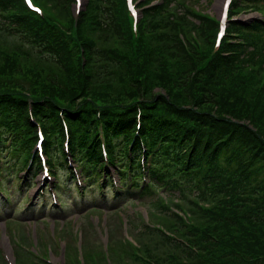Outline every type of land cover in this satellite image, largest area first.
I'll return each instance as SVG.
<instances>
[{
  "label": "trees",
  "instance_id": "trees-1",
  "mask_svg": "<svg viewBox=\"0 0 264 264\" xmlns=\"http://www.w3.org/2000/svg\"><path fill=\"white\" fill-rule=\"evenodd\" d=\"M74 1L69 0L71 5ZM171 2L163 0L145 9L140 19L145 21L142 27L132 16L127 0H91L83 9L80 32L90 36L85 31L90 28L98 36L81 41L79 53L87 63L91 59L108 72L99 82L92 71L84 73L83 86L91 96L71 104L61 115V109L53 104L54 96L36 98L34 107L45 127V145L54 163L64 167L66 122L70 149L90 180L98 182L103 175V141L109 147L118 140L119 158L115 161L135 172L134 188L145 186L138 192L139 197L154 192L145 183L149 174L154 187L162 185L182 194L194 191L203 200H211L208 205H200L197 215L189 219L170 213L183 220L176 226L179 236L165 235L179 252L156 264H264V138L252 129L261 127L264 131L258 99L249 93L244 105L223 106L220 98L227 88L215 90L211 83L206 87L207 81L203 80L198 82L203 90L191 98H182L180 92L164 95L154 90L156 80L166 86L171 75L161 76L160 71L172 62L182 68L171 81L181 78L184 88L196 84L200 69L211 79L220 78L233 66L245 70L253 63L259 65L257 39L240 41L226 36L214 47L211 35L203 33L209 39L205 38L206 45L198 48L186 38L187 22L199 27L205 22L208 31L217 29L218 23L188 8L169 11ZM164 12L166 15L159 16ZM43 14L28 8L23 0H0V22L10 27L17 24L26 41L46 51L45 57L54 63L52 85L57 88L72 83V49L59 23ZM248 26L233 23L231 29L238 34L264 31V23L259 20ZM209 52L212 56L207 60ZM125 71L131 75L129 86L119 85L116 97L107 100L108 93L98 89L112 85V76L124 77ZM247 71L233 73L235 80L231 84L230 77L221 83L234 94L253 90V76ZM53 87L51 91H55ZM18 98L0 96V146H7L11 140L12 146L27 156L28 147L37 138L36 124L25 111V101ZM77 99L73 97L74 102ZM148 154L152 155L151 171L142 162L143 155ZM120 173L126 192H132L126 173Z\"/></svg>",
  "mask_w": 264,
  "mask_h": 264
},
{
  "label": "rangeland",
  "instance_id": "rangeland-1",
  "mask_svg": "<svg viewBox=\"0 0 264 264\" xmlns=\"http://www.w3.org/2000/svg\"><path fill=\"white\" fill-rule=\"evenodd\" d=\"M147 1L149 3H146ZM162 1L134 0L135 9L138 14H141V12L144 13L142 9L145 5L158 6ZM181 1L184 8L195 11L205 17L204 19H209L214 23L222 20L225 0ZM231 1H236V4L238 2V5H230L231 12L228 10V16L225 18L227 28L230 27L232 20L245 25L246 28L257 20L256 18L264 21V0ZM35 2L46 8H52L65 27H73L68 31V36L72 41H78L81 38L82 34L71 24V19L73 15L76 16L80 12L79 10L88 8L91 0H81L82 6L79 8L75 3L71 5L69 0H35ZM169 7L173 9L175 4L171 2ZM161 15L164 13H160L159 16ZM140 22L139 27L145 25V21ZM199 24L200 27L187 22L186 38L195 45L197 44L198 48H203L207 42L205 38L209 39L203 33H209L215 45L220 28L208 31L205 22ZM13 30L0 29V91L21 93L32 104L35 102L32 99L34 97L52 95L60 102L61 99L67 100L62 103V106L66 107L65 103L73 102L71 97L91 96V92L83 86L84 73L94 70L93 77L99 82L103 74L108 72L106 68L99 65L91 67L87 62L81 64L78 55H73L69 62L72 83L54 88L52 85L55 79L53 76L55 74L54 63L50 62L35 46L24 41L20 33L15 31L16 29ZM85 31L91 33L92 30L85 28ZM227 33H229L228 30ZM143 36L147 39L146 34ZM239 37L249 40L257 39L258 49L256 50L260 58L256 61H259V65L253 63L247 66V75L253 76L251 85L253 90L249 88L247 91L234 94L230 87L221 83L224 80L229 81L230 77L231 84L235 80L233 73L240 74L247 70L238 68L240 66H233L220 78L211 79H207L205 72L201 69L197 70L196 84L184 88L185 84L181 78L171 81L178 76L182 68L180 64L174 62L165 70L160 71L161 76L166 73L171 75L165 81L166 86H162L159 80H156L154 90L164 95L167 92L174 91L178 94L180 92L182 98H191L203 90L198 83L199 80H203L207 81L206 87L209 86L208 83H211L210 87L215 90L222 91V88H227L220 98L223 106L228 104L242 106L250 93L251 97L258 99V113L264 125V31L247 30ZM113 44L119 47L118 44ZM210 45L212 46V43ZM211 56L209 52L207 59ZM129 67L130 65H127V68ZM130 78V73L125 71L124 77L112 76V85H106L98 90L108 93L107 100L113 99L119 91V85L129 86L127 84ZM168 82L171 83L170 87H168ZM157 84L159 85L156 86ZM50 87H53L55 91H51ZM25 109H30V107H25ZM252 129L264 138V131H261V127ZM25 172L26 170L21 174ZM50 176L40 172L36 178L37 185L28 186L20 194L19 201L12 205V201L18 194V191L16 193L13 191L14 189L16 191L15 187L18 183L17 179H14L10 194L12 201H8L11 208L4 209L0 205V264H153L164 257L171 258L179 252L169 243L163 230L168 229V232L173 234V231H177L176 226L183 224V220L189 219L191 215H197L200 205L203 204L201 199H196V204L186 198L178 199L174 196H167V193L162 191L150 196L145 195L140 199L118 198L113 201V196L117 192L110 190L106 195L101 194V190L97 188L93 192L88 191V196L94 201L89 203H83L79 195L77 200L66 196H60L64 202L60 199L55 200L52 190L49 191V189L45 192L50 193L52 200L37 199V196L41 195L39 192L41 185H47L49 188L53 186L55 179ZM2 197L0 195V199ZM26 197H32L33 201L37 200L32 209L28 210L30 203L23 207ZM46 197L48 198V195ZM97 200L100 201L96 202ZM175 209H178L183 220L170 214Z\"/></svg>",
  "mask_w": 264,
  "mask_h": 264
},
{
  "label": "snow or ice",
  "instance_id": "snow-or-ice-1",
  "mask_svg": "<svg viewBox=\"0 0 264 264\" xmlns=\"http://www.w3.org/2000/svg\"><path fill=\"white\" fill-rule=\"evenodd\" d=\"M31 2V0H29V3Z\"/></svg>",
  "mask_w": 264,
  "mask_h": 264
}]
</instances>
